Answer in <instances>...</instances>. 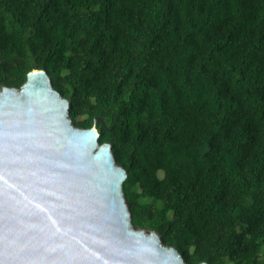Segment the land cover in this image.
<instances>
[{"label": "trees", "instance_id": "obj_1", "mask_svg": "<svg viewBox=\"0 0 264 264\" xmlns=\"http://www.w3.org/2000/svg\"><path fill=\"white\" fill-rule=\"evenodd\" d=\"M47 71L187 264H264V0H0V86Z\"/></svg>", "mask_w": 264, "mask_h": 264}, {"label": "water", "instance_id": "obj_2", "mask_svg": "<svg viewBox=\"0 0 264 264\" xmlns=\"http://www.w3.org/2000/svg\"><path fill=\"white\" fill-rule=\"evenodd\" d=\"M98 136L46 70L0 86V264H187L132 224L126 170Z\"/></svg>", "mask_w": 264, "mask_h": 264}]
</instances>
